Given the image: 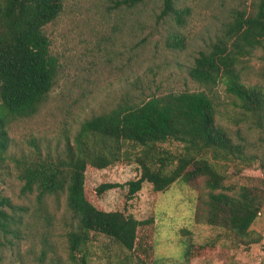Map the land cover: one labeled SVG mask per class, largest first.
<instances>
[{
  "label": "trees",
  "instance_id": "trees-1",
  "mask_svg": "<svg viewBox=\"0 0 264 264\" xmlns=\"http://www.w3.org/2000/svg\"><path fill=\"white\" fill-rule=\"evenodd\" d=\"M146 0H120L127 7ZM157 19L170 21L174 29L165 37V47L183 50L187 35L183 29L189 8L176 0H160ZM63 9L62 0H0V171L13 163L21 194L34 195L31 218L47 212V198L58 202L64 196L70 213L65 231L69 264H92L104 258L106 264H189L191 244L185 243L179 258L157 257L149 252L140 231L154 222L153 217L136 219L120 210L97 208L86 196L87 166L104 169L117 163H135L139 175L126 183L103 182L97 194L127 187L130 197L143 182L156 192L173 183H192L204 179L207 193L195 220L221 228L235 242L254 243L250 227L264 201V179L250 177L247 183L226 185L223 168L229 161L258 162L264 170V0H242L231 10L230 19L202 49L198 50L187 73L197 90L152 93L144 99H122L114 107L82 120L70 139L44 148L30 141L29 148L14 155L10 148L11 124L36 115L56 84L59 60L50 48L45 27ZM258 55L262 82L245 77L246 62ZM229 97L231 117L248 124L260 135L253 141L240 131L235 137L218 123L220 96L218 85ZM176 142L181 151L163 146ZM28 207L14 204L0 195V235L18 240L24 236L23 218ZM37 222L38 220L35 219ZM40 222V221H39ZM49 220L43 217L40 238V264L53 253ZM102 236L106 241H100ZM100 248L101 255L91 247ZM154 256L153 259L151 256ZM49 264H65L51 260Z\"/></svg>",
  "mask_w": 264,
  "mask_h": 264
},
{
  "label": "rangeland",
  "instance_id": "rangeland-1",
  "mask_svg": "<svg viewBox=\"0 0 264 264\" xmlns=\"http://www.w3.org/2000/svg\"><path fill=\"white\" fill-rule=\"evenodd\" d=\"M62 1L61 13L45 27L51 51L60 65L56 84L36 115L12 122L10 151L14 155L31 148L28 144L32 139L41 148L62 145L66 136L72 138L82 120L114 107L122 99L139 100L152 93L197 90L187 68L197 51L215 37L230 19L231 10L242 0H176L180 6L188 7L190 14L182 28L187 35L183 50L165 47V37L173 31L174 24L157 19L160 0H146L134 7H127L120 0ZM260 54L257 51V56L246 62L245 77L250 82H262ZM217 89L221 102L218 123L228 127L234 137L240 131L254 141L259 131L250 130L244 122H235L223 85L219 84ZM163 146L173 152L182 150L176 142H166ZM223 168L227 173L226 185L238 187L250 177L264 179V170L258 162L229 161ZM138 175L135 163H117L104 169L87 166L85 189L87 198L99 209L124 211L140 220L153 217L154 222L140 231L143 242L153 245L149 252L157 257L179 258L189 242V264H264V201L249 232L250 238L258 241L235 242L221 228L202 219L195 220L194 212L202 206L200 200L207 193L203 178L187 184L177 181L163 192H156L150 183L143 182L141 189L130 197L126 186L102 194L95 191L100 183L124 184ZM21 185L13 163L8 160L6 168L0 171V195L28 207L29 213L23 218L31 225L24 226L20 240L0 235V264H40L44 216L49 220V239L56 249L50 262L59 259L69 264L64 234L70 213L64 196L58 202L49 196L47 212L33 220L34 195L21 194ZM98 239L106 241L102 236ZM91 249L102 256L100 248ZM50 262L46 260L45 264ZM92 264L106 263L104 258L96 256Z\"/></svg>",
  "mask_w": 264,
  "mask_h": 264
}]
</instances>
